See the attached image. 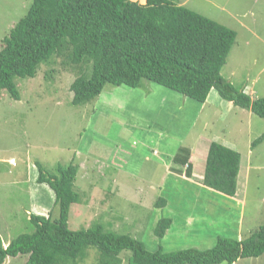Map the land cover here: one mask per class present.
I'll use <instances>...</instances> for the list:
<instances>
[{
	"label": "rangeland",
	"instance_id": "374dc122",
	"mask_svg": "<svg viewBox=\"0 0 264 264\" xmlns=\"http://www.w3.org/2000/svg\"><path fill=\"white\" fill-rule=\"evenodd\" d=\"M30 1L0 0V49ZM173 2L236 33L220 75L252 99L264 98V0ZM63 61L52 58L34 77L16 78L19 100L0 91V240L5 246L32 231L29 212L48 216L52 211L58 217L52 192L36 183L35 162L51 173L57 164L80 165L74 183L80 203L71 206L70 230L99 222L140 240L151 253L206 250L217 238L244 239L264 226V140L251 147L264 134L263 119L237 107L204 108L145 80L137 88L105 85L92 101L72 106L69 86L78 72ZM211 135L240 154L235 199L183 181L184 168L172 163L185 148L189 158L193 153L197 174L215 138ZM106 159L108 164L101 163ZM159 198L167 201L163 209L153 208ZM162 218L173 223L159 239L154 229ZM129 256L121 252V264H128ZM26 259L8 257L3 264H25ZM96 260V252L89 250L79 264ZM256 263L264 264V255L237 261Z\"/></svg>",
	"mask_w": 264,
	"mask_h": 264
},
{
	"label": "trees",
	"instance_id": "16d2710c",
	"mask_svg": "<svg viewBox=\"0 0 264 264\" xmlns=\"http://www.w3.org/2000/svg\"><path fill=\"white\" fill-rule=\"evenodd\" d=\"M143 1L31 0L26 14L2 39L0 91L19 100L14 80L32 78L41 64L62 57L78 72L69 86L72 106L92 101L105 85L137 88L145 80L198 104L214 90L222 100L264 120V98L252 99L220 75L235 43L233 30L174 0ZM263 140L264 134L251 147ZM172 163L190 176L187 149L179 148ZM35 166L36 183L52 192L58 217L53 218L52 211L48 216L29 215L30 233L18 235L5 247L0 240V264L18 255L27 256L25 264H79L89 250L97 254L93 264H121L123 251L130 253L128 264H233L264 255V226L244 239L217 238L206 250L153 253L140 240L106 230L99 222L70 230L71 206L80 203L74 190L78 166L72 161L66 167L57 164L52 173L40 163ZM239 171L240 154L211 142L201 180L204 190L235 197ZM166 206L162 198L153 204L156 209ZM172 223L170 218L160 219L154 235L163 238Z\"/></svg>",
	"mask_w": 264,
	"mask_h": 264
},
{
	"label": "crops",
	"instance_id": "0c3cea01",
	"mask_svg": "<svg viewBox=\"0 0 264 264\" xmlns=\"http://www.w3.org/2000/svg\"><path fill=\"white\" fill-rule=\"evenodd\" d=\"M215 96V91L214 90H212L211 92H210V94H209V96H208V99L206 100V102L205 103H203V104H199V105H203V107L205 108L206 106H211V104H216L218 107H221V108H223V109H225V110H227V111H231L233 108H236V107H234L231 103H229V102H226V101H224V100H222L220 97H214ZM214 139H213V141L214 142H217V136L216 135H211ZM211 136L209 137V138H211ZM212 141H210V143H211ZM210 143H209V145H210ZM209 145H208V147H209ZM221 145H223V146H225V147H228V148H230V149H233L234 150V146L233 145H231V144H229V143H224V144H221ZM234 151H237V150H234ZM207 152H208V149H207ZM154 154H156L155 152H154ZM75 156V155H74ZM77 156H78V159L81 157V155H79V154H77ZM206 156H207V154H206ZM194 157H193V153H192V155L190 154V158H189V163L191 164V166H192V169H191V174H190V176H186L189 180H190V182L188 181V179L185 177V179L183 180V181H185V182H187V183H190V184H194L195 186H197V187H200V188H202V189H204L203 188V186H202V184H201V180H202V177H203V172H204V164H205V162H203V164H202V166H201V169H199V171H198V173L197 174H195V166L193 165V162H192V159H193ZM196 159V158H195ZM197 160V159H196ZM101 163H103V164H105V163H107L108 164V161H107V159H106V161L105 162H101ZM80 165H78V167H79ZM109 167V166H108ZM109 168H111L112 170H114L115 172H119V171H116L115 169H114V167L112 166V165H110V167ZM181 169H183V168H181ZM184 170V169H183ZM182 172V171H181ZM184 172V171H183ZM115 174V173H114ZM237 185H238V178H237ZM206 191H210V190H206ZM211 192V191H210ZM237 192H238V189H237ZM219 196H223V197H227V196H224V195H220V194H218ZM236 195H237V193H236ZM54 198V197H53ZM229 199H235V197H228ZM28 202H29V200H28ZM29 208H30V206H29ZM26 212H27V210H26ZM29 215H40V214H38V213H33V212H29ZM6 228V227H5ZM239 240V239H238ZM2 244L4 245V243L2 242ZM5 246V245H4ZM233 264H237V262H235V263H233ZM256 264H258V263H256Z\"/></svg>",
	"mask_w": 264,
	"mask_h": 264
},
{
	"label": "clouds",
	"instance_id": "9594fccd",
	"mask_svg": "<svg viewBox=\"0 0 264 264\" xmlns=\"http://www.w3.org/2000/svg\"><path fill=\"white\" fill-rule=\"evenodd\" d=\"M10 163H12V162H10ZM40 216H43V215H40ZM4 246V245H3ZM5 247V246H4Z\"/></svg>",
	"mask_w": 264,
	"mask_h": 264
}]
</instances>
